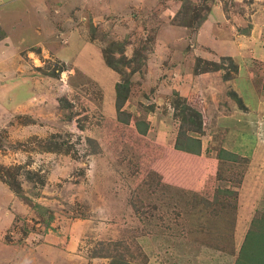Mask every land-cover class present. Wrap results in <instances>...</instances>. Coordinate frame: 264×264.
<instances>
[{
    "label": "rangeland",
    "instance_id": "obj_1",
    "mask_svg": "<svg viewBox=\"0 0 264 264\" xmlns=\"http://www.w3.org/2000/svg\"><path fill=\"white\" fill-rule=\"evenodd\" d=\"M0 33V264H235L264 231V0H0Z\"/></svg>",
    "mask_w": 264,
    "mask_h": 264
},
{
    "label": "trees",
    "instance_id": "obj_2",
    "mask_svg": "<svg viewBox=\"0 0 264 264\" xmlns=\"http://www.w3.org/2000/svg\"><path fill=\"white\" fill-rule=\"evenodd\" d=\"M1 36H3L2 33H0V37ZM1 39L2 38H0V40ZM122 49L123 48L119 43H113L110 46V52L105 55L106 65L124 77L123 82H118L115 85L117 110H119L121 105L125 102L129 93V80L126 76V71H124V67L125 65L129 66L136 61L135 57L132 59H126L124 56H122L121 58L116 59L114 57V53H119ZM176 116L179 117L180 126L173 152H185L190 156L198 157L200 154V142L198 139L188 137L186 135V130L202 133L203 117L201 111L192 107L191 105L184 104L181 106L180 110L177 108ZM5 182L14 193H17V190L11 182ZM118 255L119 257H116L114 260L111 256L112 264H128V261L125 260L124 255L120 253H118ZM235 264H264V231H248L247 237L244 240V244L241 246V251L239 257L235 261Z\"/></svg>",
    "mask_w": 264,
    "mask_h": 264
},
{
    "label": "crops",
    "instance_id": "obj_3",
    "mask_svg": "<svg viewBox=\"0 0 264 264\" xmlns=\"http://www.w3.org/2000/svg\"><path fill=\"white\" fill-rule=\"evenodd\" d=\"M21 260V259H20ZM16 263H17V261H15ZM4 264V263H3ZM6 264H12V261L11 260H9V263H6Z\"/></svg>",
    "mask_w": 264,
    "mask_h": 264
}]
</instances>
